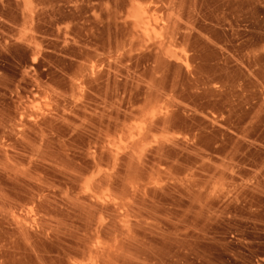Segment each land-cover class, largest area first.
<instances>
[{
  "label": "rangeland",
  "instance_id": "374dc122",
  "mask_svg": "<svg viewBox=\"0 0 264 264\" xmlns=\"http://www.w3.org/2000/svg\"><path fill=\"white\" fill-rule=\"evenodd\" d=\"M136 2L0 0V264H264V0Z\"/></svg>",
  "mask_w": 264,
  "mask_h": 264
},
{
  "label": "bare ground",
  "instance_id": "6f19581e",
  "mask_svg": "<svg viewBox=\"0 0 264 264\" xmlns=\"http://www.w3.org/2000/svg\"><path fill=\"white\" fill-rule=\"evenodd\" d=\"M131 3V11L128 15L129 19L133 21L134 27L140 31V34L148 38L150 35H155V27H154V20L146 16V13L143 7L136 2V0H129ZM170 48V47H169ZM169 53V57L176 61H181L185 66L186 62L181 60L177 56L171 53V51L167 50Z\"/></svg>",
  "mask_w": 264,
  "mask_h": 264
}]
</instances>
